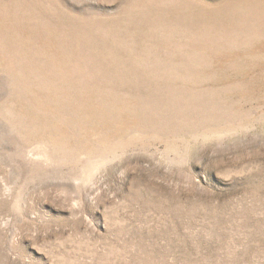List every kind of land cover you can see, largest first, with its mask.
I'll return each instance as SVG.
<instances>
[{"label":"rangeland","instance_id":"1","mask_svg":"<svg viewBox=\"0 0 264 264\" xmlns=\"http://www.w3.org/2000/svg\"><path fill=\"white\" fill-rule=\"evenodd\" d=\"M0 264H264V0H0Z\"/></svg>","mask_w":264,"mask_h":264}]
</instances>
